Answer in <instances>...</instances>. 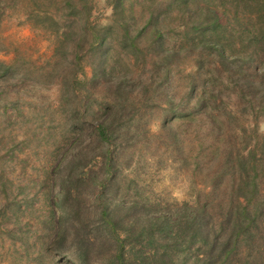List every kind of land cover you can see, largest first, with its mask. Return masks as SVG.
Listing matches in <instances>:
<instances>
[{
  "label": "rangeland",
  "instance_id": "1",
  "mask_svg": "<svg viewBox=\"0 0 264 264\" xmlns=\"http://www.w3.org/2000/svg\"><path fill=\"white\" fill-rule=\"evenodd\" d=\"M112 1L0 0V63L7 67L0 73V216L4 210L0 218V264H75L70 241L53 242L57 226L56 216L51 217L52 197L62 180L79 176L84 161L105 148L103 143L94 145V149L86 151L84 160L81 158L80 150L93 135L92 127L106 114L102 105L114 100L109 85L115 81L107 82L98 76L91 83L93 65L99 60L100 51L86 54L82 51L83 70L74 72V67L78 66L68 31L72 37H80L88 13L90 24L106 34L107 71L119 73L122 70V76L132 78L128 81L131 88L126 99L141 114H135L130 124L124 123L133 129L132 140L124 142L122 148L110 147L117 167L111 201L122 205L137 201L144 206L139 212L141 216L168 213L175 204L191 200L195 194L194 178L185 169L192 167L195 161L200 165L217 164L215 161L209 164L204 156L200 157L197 147L193 150L196 143L190 138L195 137L196 131L203 138L205 149L201 153H207L206 145L210 144L221 150L241 148L244 135L240 125H244L246 132L253 129L248 118L228 121L218 110L208 115L214 121L213 129L199 113L190 124L169 115L168 124L171 129L175 128L178 140L172 143L170 131L161 125L162 108L167 106L169 98L173 104L179 103L187 90L185 74L194 72L195 66L192 59L181 52L170 62L169 79L161 81V70L153 65L160 57L156 51L159 42L151 39L150 29L154 24L159 26L163 47L177 50L183 42L178 11L184 5L179 0L178 3L122 0V12L132 24L131 34L142 28L136 36L139 50L135 56L129 46H123L122 29L113 18ZM188 4L193 7L197 1L189 0ZM151 13L156 17L155 22L147 23ZM73 73L86 81L79 85L80 89H72L69 83ZM139 85H146L149 98H142L143 88ZM195 100L192 96L188 106L194 105ZM257 128L264 134V119H259ZM184 134L191 135L182 137ZM177 147L182 156L187 155L186 164L177 160ZM75 155L78 157L74 158ZM101 165H104L102 159L95 157L85 168L97 170ZM201 179L195 178L199 186ZM85 215L89 219L93 216L88 200ZM120 216L117 230L124 237L120 226L128 229L131 217ZM98 225V221L90 222L89 236L101 230H97ZM109 245L104 241L102 252L95 250L85 264H104L114 250ZM130 247L127 240L125 255L130 254ZM187 252L184 264H191L195 252ZM180 257H176L175 264H180Z\"/></svg>",
  "mask_w": 264,
  "mask_h": 264
},
{
  "label": "trees",
  "instance_id": "2",
  "mask_svg": "<svg viewBox=\"0 0 264 264\" xmlns=\"http://www.w3.org/2000/svg\"><path fill=\"white\" fill-rule=\"evenodd\" d=\"M188 1L179 0L184 5L178 11L183 42L177 50L163 47L159 26L154 24L150 29L151 39L159 42L156 51L160 57L153 65L156 70H161V81L169 79L170 62L181 52L189 56L195 66L194 72L185 74L187 90L179 103L173 104L171 98L166 100L167 106L162 108V128L170 131L169 138L172 143H177L175 128L171 129L168 124L169 115L178 116L190 124L194 115L199 113L213 129L214 121L208 115L218 110L228 121L248 118L253 129L246 132L244 125H240L244 135L241 148L221 150L210 144L206 145L207 153H201L205 149L203 138L196 131L195 137L190 138L196 143L193 150L197 147L200 157L204 156L209 164L212 161L217 164L200 165L195 161L192 167H187L186 173L194 178L195 194L191 200L175 204L168 213L141 216L139 212L144 206L137 201L129 205L111 201L117 167L110 147L122 148L124 142L132 140L133 129L129 124L135 114H141L126 99L131 88L128 81L132 78L122 76V70L119 73L107 71L109 47L106 34L90 24L88 13L80 37H72L68 31L69 39L74 43L75 65L78 66L74 67V72L83 70L82 51L85 54L100 51L99 60L93 65L91 83L98 76L107 82L112 79L116 82L109 85L114 100L102 105L106 114L92 127L93 135L87 146L80 150L81 158L84 160L86 151L94 149V145L102 146L103 143L105 148L84 161L79 176L62 180L52 197L51 217L56 216L57 226L53 242L61 244L62 240H69L75 264L87 263L90 254L98 249L99 253L102 252L104 241L114 249L104 264H175L180 255L179 262L184 264L187 251L195 252L191 264H264V134H260L257 128L259 119H264V0H201L203 4L195 0L197 4L193 7L188 6ZM112 2L114 21L122 29L123 46H129L135 55L139 50L136 36L142 28L131 34L132 24L122 12V0ZM173 2L178 3V0ZM155 19L151 13L147 23L155 22ZM6 70L7 67L0 63V73ZM70 78L74 90L86 82L78 79L76 73ZM145 86L139 85L143 88L142 98H149ZM192 96L196 100L189 107ZM190 135L182 137L189 138ZM247 135L248 139H245ZM180 150L177 147V160L186 164L187 155L182 156ZM95 157H100L104 165L97 170L86 169L85 165ZM197 176L202 178L200 186L195 182ZM87 200L93 212L91 219L84 216ZM3 215L4 210L1 219ZM120 215L131 217L128 229L120 226L124 237L117 230ZM91 221H98L97 230H101L89 236L87 231ZM127 240L131 247L130 254L125 255Z\"/></svg>",
  "mask_w": 264,
  "mask_h": 264
}]
</instances>
